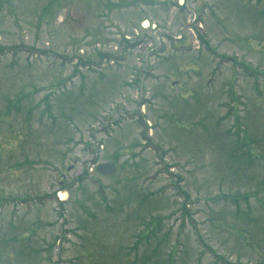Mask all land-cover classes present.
I'll return each mask as SVG.
<instances>
[{
    "label": "rangeland",
    "instance_id": "obj_1",
    "mask_svg": "<svg viewBox=\"0 0 264 264\" xmlns=\"http://www.w3.org/2000/svg\"><path fill=\"white\" fill-rule=\"evenodd\" d=\"M0 264H264V0H0Z\"/></svg>",
    "mask_w": 264,
    "mask_h": 264
},
{
    "label": "water",
    "instance_id": "obj_2",
    "mask_svg": "<svg viewBox=\"0 0 264 264\" xmlns=\"http://www.w3.org/2000/svg\"><path fill=\"white\" fill-rule=\"evenodd\" d=\"M97 171L105 176H113L115 171H116V166L114 163H105V164H100L97 167Z\"/></svg>",
    "mask_w": 264,
    "mask_h": 264
},
{
    "label": "bare ground",
    "instance_id": "obj_3",
    "mask_svg": "<svg viewBox=\"0 0 264 264\" xmlns=\"http://www.w3.org/2000/svg\"><path fill=\"white\" fill-rule=\"evenodd\" d=\"M181 3H182V0H181ZM143 26L146 27V28L149 27V26H150L149 21H148V20L144 21V22H143ZM65 196H66L65 194H62V197H63L62 199H64Z\"/></svg>",
    "mask_w": 264,
    "mask_h": 264
}]
</instances>
